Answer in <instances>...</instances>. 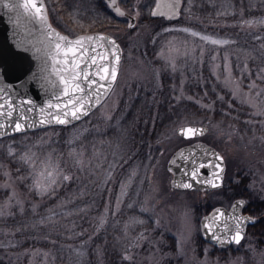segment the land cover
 Segmentation results:
<instances>
[{
	"label": "rangeland",
	"instance_id": "obj_1",
	"mask_svg": "<svg viewBox=\"0 0 264 264\" xmlns=\"http://www.w3.org/2000/svg\"><path fill=\"white\" fill-rule=\"evenodd\" d=\"M45 1L55 28L105 31L122 55L87 116L0 137V264H264L255 237L216 247L199 226L207 207L244 198L235 189L264 200V67L244 86L232 66L238 52L216 58L228 38L152 16L155 0H124L123 14L100 0ZM189 123L208 129L185 138L177 127ZM197 139L224 157L220 188L170 184V154Z\"/></svg>",
	"mask_w": 264,
	"mask_h": 264
},
{
	"label": "water",
	"instance_id": "obj_2",
	"mask_svg": "<svg viewBox=\"0 0 264 264\" xmlns=\"http://www.w3.org/2000/svg\"><path fill=\"white\" fill-rule=\"evenodd\" d=\"M117 14L118 0H104ZM182 0H155L152 16L175 20ZM43 0H0V137L52 124L76 122L104 98L115 79L122 47L102 31L69 35L55 28ZM128 26L135 17L131 16ZM203 124L177 127L185 138L202 136ZM170 184L201 191L222 187L225 161L218 149L197 139L178 146L167 160ZM245 199L214 205L199 217L202 238L228 247L259 217L243 212Z\"/></svg>",
	"mask_w": 264,
	"mask_h": 264
},
{
	"label": "trees",
	"instance_id": "obj_3",
	"mask_svg": "<svg viewBox=\"0 0 264 264\" xmlns=\"http://www.w3.org/2000/svg\"><path fill=\"white\" fill-rule=\"evenodd\" d=\"M100 1L107 12L111 13L105 2ZM119 3L127 7L124 0ZM184 18H187L189 25L197 30L230 40L226 47L218 49L216 58L222 57L225 49L238 52L242 58H233L232 66L234 72L241 73L244 86L249 87L251 80H262L259 75L264 67V0H189V3L184 0L182 15L179 19L172 21H181ZM99 25L97 24V26ZM203 73L207 88L210 90L213 77L207 66L204 67ZM193 80L197 82L195 77ZM201 90L198 88L196 90L198 92H195L196 95L201 94ZM233 101L235 102V99ZM188 103L196 108V104L192 101H188ZM236 106L237 104L234 105V107ZM245 114L246 112L244 116ZM239 179V186H243L245 183L247 184L249 177L240 174ZM244 190L242 187L235 189L239 195L246 199L244 210L251 215L260 217L256 223L248 225L246 234L255 237L257 245L264 249V200H254ZM210 207H207V210ZM114 264L121 263L116 260Z\"/></svg>",
	"mask_w": 264,
	"mask_h": 264
}]
</instances>
